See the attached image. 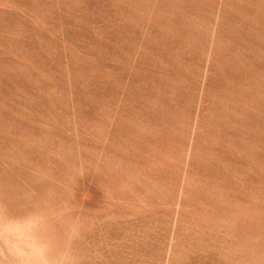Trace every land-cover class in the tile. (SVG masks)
Wrapping results in <instances>:
<instances>
[{
    "label": "rangeland",
    "instance_id": "obj_1",
    "mask_svg": "<svg viewBox=\"0 0 264 264\" xmlns=\"http://www.w3.org/2000/svg\"><path fill=\"white\" fill-rule=\"evenodd\" d=\"M0 264H264V0H0Z\"/></svg>",
    "mask_w": 264,
    "mask_h": 264
}]
</instances>
